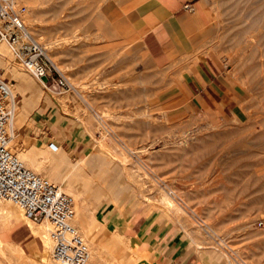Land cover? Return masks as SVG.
<instances>
[{
    "label": "rangeland",
    "instance_id": "rangeland-1",
    "mask_svg": "<svg viewBox=\"0 0 264 264\" xmlns=\"http://www.w3.org/2000/svg\"><path fill=\"white\" fill-rule=\"evenodd\" d=\"M140 1L24 2L28 27L47 54L66 68L60 71L71 87L43 85L2 42L8 53H0V78L9 85L7 102L15 108L11 146L17 154L39 152L43 165L51 158L61 161L73 189L96 206L94 227L103 238L106 258L117 256L119 264H157L137 228L111 227L116 213L136 223L161 216L186 231L199 249L217 250L224 264H264V0H202L209 32L201 53L179 59L163 37L138 38L133 31ZM201 58L225 73L223 101L210 105L189 96L171 101ZM25 72L34 90L30 101L17 80ZM48 121L64 128L68 139L78 129L85 138L74 144L76 149L53 151L50 140L57 138L48 137ZM165 195L182 209L170 207ZM5 212L0 210V230L11 231L23 257L8 260L3 240L0 264H38L42 240L29 234L21 209L10 219Z\"/></svg>",
    "mask_w": 264,
    "mask_h": 264
},
{
    "label": "built area",
    "instance_id": "built-area-1",
    "mask_svg": "<svg viewBox=\"0 0 264 264\" xmlns=\"http://www.w3.org/2000/svg\"><path fill=\"white\" fill-rule=\"evenodd\" d=\"M186 8L193 10L191 4ZM22 0H0V44L7 42L16 58L45 86L68 90L71 83L29 29ZM47 77L48 81H44ZM9 85L0 78V203L11 202L36 222L51 221L53 257L59 264H88L90 249L76 226V200L61 185L25 165L11 146L15 108L7 102ZM53 151L60 146L50 143Z\"/></svg>",
    "mask_w": 264,
    "mask_h": 264
},
{
    "label": "crops",
    "instance_id": "crops-1",
    "mask_svg": "<svg viewBox=\"0 0 264 264\" xmlns=\"http://www.w3.org/2000/svg\"><path fill=\"white\" fill-rule=\"evenodd\" d=\"M186 4H191L193 10L186 8ZM205 13L206 5L202 0H142L134 9L132 28L138 38L163 37L172 56L179 59L195 52L201 53L199 49L209 32ZM202 58L192 71H187L188 78L181 82L183 89L173 93L171 101L177 102L187 96L192 101L210 105L223 101L228 89L226 75L210 60ZM57 124L53 121L47 123L48 137L57 138L50 143L58 144L59 150L76 149L78 145L74 144L85 138L82 130L78 129L72 139H68L67 131ZM111 216L113 229H138L140 241L148 246L157 264H224L217 250L199 249L186 231L161 216H148L137 223L127 215L112 213Z\"/></svg>",
    "mask_w": 264,
    "mask_h": 264
},
{
    "label": "bare ground",
    "instance_id": "bare-ground-1",
    "mask_svg": "<svg viewBox=\"0 0 264 264\" xmlns=\"http://www.w3.org/2000/svg\"><path fill=\"white\" fill-rule=\"evenodd\" d=\"M38 0H22V2H37ZM241 2V1H240ZM25 4V3H24ZM259 4V3H258ZM241 7V6H240ZM248 9V8H247ZM263 9V8H262ZM28 12V11H27ZM257 13V12H256ZM27 14V13H26ZM207 14V13H205ZM262 14V13H261ZM251 17V16H250ZM263 17V16H261ZM260 17V18H261ZM263 19V18H262ZM261 21V20H260ZM264 22V21H263ZM262 24V23H261ZM255 25V24H254ZM260 25V24H259ZM261 26V25H260ZM253 27V26H252ZM30 29V27H29ZM252 32V31H251ZM247 33V32H246ZM263 39V38H262ZM39 40V39H37ZM2 45V44H1ZM5 46H2L0 47V53L2 55H5L6 52L8 53V51H6V47L4 48ZM8 47V46H7ZM47 50L50 48V46L47 45V47H45ZM257 48V47H256ZM263 50V49H262ZM258 52V51H257ZM198 53V52H197ZM252 53V52H251ZM264 54V53H263ZM257 55V54H256ZM50 56V55H49ZM53 56V55H52ZM52 56H50V58L53 60ZM253 56V55H252ZM251 56V57H252ZM258 56V55H257ZM57 58V57H56ZM56 58H54L55 60H53V62L55 63V65L61 70V71H64V66L62 65V63L58 62L56 60ZM10 59V58H9ZM9 66V65H8ZM255 66V65H254ZM263 71V70H262ZM30 73V72H29ZM65 74V73H64ZM258 74V73H257ZM68 76V75H67ZM71 77V76H70ZM18 80V85L20 86L21 90H22V93L24 95V98L27 100V101H30V100H33L34 99V90L32 89L31 87V77L29 76L28 73H20L19 74V79ZM74 81V80H73ZM41 83L43 85L44 82L41 81ZM15 93L13 92L12 96L14 98V95ZM14 101V100H13ZM106 112V111H105ZM104 112V113H105ZM99 115V114H98ZM104 115V114H103ZM110 115V114H109ZM108 115V116H109ZM100 116V115H99ZM102 120V119H101ZM104 120H106L104 118ZM103 122V121H102ZM105 122V121H104ZM107 123V122H106ZM246 123V122H245ZM237 124V123H236ZM248 124V123H247ZM247 126V125H246ZM245 127V126H244ZM238 128V127H236ZM253 128V127H252ZM105 129V128H104ZM245 131V130H244ZM106 132V131H105ZM262 132V131H260ZM247 135V134H246ZM261 137V136H260ZM246 138V137H245ZM116 140V139H115ZM247 141V140H246ZM100 143V142H99ZM243 141H242V146H243ZM246 143V142H245ZM117 144V143H116ZM248 144H249V141H248ZM103 145V143L101 144ZM240 145V146H241ZM246 145V144H244ZM247 146V145H246ZM262 146V145H261ZM264 146V145H263ZM103 147V146H102ZM109 147V146H108ZM252 148V146H251ZM105 150V149H104ZM137 150V149H136ZM58 151H61V150H58ZM124 152V150H123ZM126 152H129V151H125ZM134 153V151H133ZM20 154V155H19ZM18 155L20 156V158L22 159V161L25 163V165L33 170H37V172L39 171L40 173V168L42 166V170H44L46 172V174L52 178L54 181H61L63 184H66L67 186V189L65 190H68L70 191L74 197L79 200L78 201V206L76 205L75 207V219H74V222L76 224V226L78 227L80 233L82 234V236L84 237L85 241L87 242L88 246H89V249H90V260L88 262V264H100V261L102 259H105V261L109 260L110 261V264H119V260L117 258V256L114 258H106L103 254L105 253V248H104V244L102 243L103 242V238L102 239H99V236L97 234V231L94 227V224L95 225H98V222H97V218L94 214V210L96 209V206H92L91 205V202L89 201L87 195H85V193L81 192V191H78V190H74L73 189V183L72 181H70V178H69V174L67 175H64V170H62V163L59 159L57 158H51V161L46 164V165H43L41 163V158H43V156H41V154H39V152H35V151H31V152H26L25 150L24 151H20ZM128 155V154H127ZM127 158L129 159V155L127 156ZM126 156L125 155H122V157L120 158V160L122 162H126ZM132 161V160H131ZM80 162V161H79ZM79 162L75 163V165L73 166L75 168V166H77L78 164H80ZM131 166V165H130ZM68 169V168H67ZM126 169V168H125ZM141 168H139V171H140ZM147 170V169H146ZM73 171V170H72ZM70 171V172H72ZM134 171V170H133ZM138 172V171H137ZM136 173V170L134 172V175ZM142 174V175H141ZM137 175V174H136ZM140 175L143 176V172H140ZM139 176V175H138ZM130 177V176H129ZM139 178V177H138ZM144 178V177H143ZM141 179V178H140ZM129 182V181H128ZM61 185V184H59ZM62 186V185H61ZM63 187V186H62ZM64 189V188H63ZM75 199V200H76ZM164 202H166L170 207H176V209H182L180 208L174 201V199H172L170 196L168 195H165L164 197ZM178 201V200H177ZM179 202V201H178ZM165 203V204H166ZM166 204V205H167ZM181 204V203H180ZM15 207L17 208H20L18 207L17 205H15ZM15 207L12 206L11 202H1L0 203V210L2 212V210H6L5 212V216L7 219H10L12 217V214H15V215H18L19 213V210L16 209ZM175 211V210H174ZM179 211V210H177ZM22 212V210H21ZM182 213V212H181ZM186 213V211H185ZM184 213V214H185ZM1 214V213H0ZM23 214V213H22ZM170 214V213H169ZM193 214V213H192ZM2 215V214H1ZM24 215V214H23ZM194 215V214H193ZM4 216V215H3ZM14 216V215H13ZM2 219V217H1ZM0 219V220H1ZM4 219V218H3ZM191 221V220H190ZM24 222L25 224L28 226L27 230L29 232L30 235L32 236H37L39 237L43 244H44V250L41 251V254H40V258L38 257V261L40 259V262L41 264H59L58 262H56V260L54 259L53 257V251H54V243H53V239L50 235V230L52 229L53 225L51 223V221L49 220H45L43 222H36L30 218H28L27 216H24ZM185 222V221H184ZM202 225V224H201ZM101 235V234H100ZM124 236V235H123ZM122 236V237H123ZM104 237V236H103ZM125 237V236H124ZM214 237V235H213ZM213 239V238H212ZM3 240H6V246L4 247L3 243L1 244L3 247H1L3 249V252L5 253V256L8 258H10V260L12 258H21L23 257V250L21 249V246L13 241L12 239V233L10 230H7V229H3V230H0V241L2 242ZM114 245V243L112 244ZM129 245V244H128ZM122 247V246H121ZM130 247V246H129ZM112 248V247H111ZM119 249V248H118ZM130 250V249H129ZM15 252L16 254L15 255H12L13 252ZM113 251V250H111ZM114 251L116 252L115 248H114ZM113 251V252H114ZM110 252V251H109ZM120 252V251H119ZM2 253V252H1ZM110 254V253H109ZM116 254V253H115ZM122 255V253H120ZM127 257V256H126ZM28 258V257H27ZM9 260V259H8ZM16 260V259H15ZM28 262H30V258H28ZM17 261V260H16ZM21 261V259H20ZM19 261V262H20ZM32 261V260H31ZM38 261H35V262H38ZM9 262V261H8ZM11 262H15V261H11ZM26 261V263H28ZM38 262V264L40 263ZM18 262L14 263V264H17ZM21 263V262H20ZM19 263V264H20ZM34 263V262H33ZM10 264V263H9ZM12 264V263H11ZM30 264V263H29ZM37 264V263H36Z\"/></svg>",
    "mask_w": 264,
    "mask_h": 264
},
{
    "label": "water",
    "instance_id": "water-1",
    "mask_svg": "<svg viewBox=\"0 0 264 264\" xmlns=\"http://www.w3.org/2000/svg\"><path fill=\"white\" fill-rule=\"evenodd\" d=\"M43 80H44V81H48V78H47V77H43Z\"/></svg>",
    "mask_w": 264,
    "mask_h": 264
}]
</instances>
